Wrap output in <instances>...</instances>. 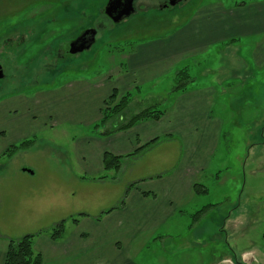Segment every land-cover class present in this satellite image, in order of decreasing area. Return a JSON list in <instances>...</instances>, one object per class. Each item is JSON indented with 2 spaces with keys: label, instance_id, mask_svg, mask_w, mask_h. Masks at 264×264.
I'll return each instance as SVG.
<instances>
[{
  "label": "rangeland",
  "instance_id": "obj_1",
  "mask_svg": "<svg viewBox=\"0 0 264 264\" xmlns=\"http://www.w3.org/2000/svg\"><path fill=\"white\" fill-rule=\"evenodd\" d=\"M108 2L0 0V66L6 76L0 81V129H5L8 138L16 127V136H23L21 140L16 137V147L30 143L12 157L8 153L0 156V238L19 240L30 234H47L65 220L66 229L72 230V220L80 219L81 214L95 217L118 208L126 186L147 177L144 171L139 173V166L149 168L152 163L156 169L165 170H157L154 175L173 167V149L165 152L162 148L136 161H123L120 173L104 172V184L89 179L81 183L80 178L86 175L77 157V141L81 136L95 135L99 123L87 125L68 119L73 114L69 112L71 103L62 106L61 101L69 82H101L113 69L124 65L125 56L139 41L172 34L195 13V18L206 15L211 19L210 10L223 8L222 4L232 13L242 5H264V0H187L165 8L158 1L140 0L135 14L115 24L104 13ZM91 29L98 33L91 49L57 58L61 46H68ZM227 47L230 45L213 48L215 76H220L222 68L229 71L235 66L231 58L234 53H230V59L221 60ZM261 80L263 83L264 71ZM165 86L170 90L172 84ZM166 94L159 93V98ZM261 94L264 97L263 90ZM255 95L258 97V93ZM46 98H54L51 107H46ZM160 100L152 97L136 103L129 113L162 105ZM244 110L243 117L227 118L226 138L201 179L208 192L199 193L188 210L193 220L196 213L208 208L201 219L195 220L202 223L205 219V224L191 228V220L184 219L178 233L163 241L157 239L158 235L145 242L140 237L133 246L134 252L139 250L138 262L160 264L161 259L162 264H264V108ZM88 113L91 115V110ZM115 122V127L120 125L118 119ZM233 212L244 216L240 221L232 219ZM146 242L142 249L141 244Z\"/></svg>",
  "mask_w": 264,
  "mask_h": 264
},
{
  "label": "crops",
  "instance_id": "obj_2",
  "mask_svg": "<svg viewBox=\"0 0 264 264\" xmlns=\"http://www.w3.org/2000/svg\"><path fill=\"white\" fill-rule=\"evenodd\" d=\"M222 6L210 10L211 19H206V15L195 18V13L190 22L174 33L139 41L125 56L124 65L113 69L101 82L79 80L67 84V95L61 103L62 106L65 102L71 103L69 112L73 114L68 119L79 123H100L105 102L115 91L119 97L132 94L130 108L155 97L162 100V107L166 109L160 120L141 122L129 130L102 135L109 129H101L93 136H81L76 145L77 157L86 175L80 178L81 183L87 179L94 184L107 182L103 176L108 172L104 168L106 153L123 157L121 169L115 171L120 173L124 170L123 161L124 164L136 161L157 149L163 148L165 152L173 149V167L154 175L158 173L155 164L149 163L152 171L148 166H139V173L144 171L147 177L126 186L125 203L113 208V212L95 217L81 214L78 223L72 221L73 229L65 228L63 236L56 241L50 233L38 236L34 249L42 255L43 264H143L136 258L139 250L133 251L134 242L140 237L145 242L158 235L157 239L163 241L166 236L178 233L184 219L191 220V228L205 224V219L202 223L192 220L188 210L198 200L195 185H202L201 179L209 171L221 140L226 138L225 125L231 117L238 118L239 114L243 117L245 108H264L260 99L261 96L264 102L261 94L264 91L261 80L264 5H242L233 13L232 9ZM218 45H230L221 60L230 59V53H234L231 58L235 66L229 71L222 68L220 76H215L213 48ZM181 71H187L193 82L186 91L173 95ZM165 83L172 84L170 90L163 87ZM159 93L167 94L159 98ZM245 93L250 94L246 101ZM53 100L46 98V107H51ZM73 106L77 109L73 110ZM115 123L108 127L116 128ZM13 124L16 125V120ZM4 130L1 127L0 156L16 146L17 136V139L23 138L16 136V127L9 139ZM239 200L242 204V197ZM243 216L233 212L232 219L240 221ZM147 244H141L142 249ZM8 247L9 240L0 238V264H4ZM188 250L190 247H186ZM158 262L162 264L161 259Z\"/></svg>",
  "mask_w": 264,
  "mask_h": 264
},
{
  "label": "trees",
  "instance_id": "obj_3",
  "mask_svg": "<svg viewBox=\"0 0 264 264\" xmlns=\"http://www.w3.org/2000/svg\"><path fill=\"white\" fill-rule=\"evenodd\" d=\"M64 46H61V48ZM58 53V50L56 51ZM57 58L59 57L58 54ZM60 59V58H59ZM176 86L172 91V94H178L181 92L186 91L187 86L192 83L193 79L188 74L187 71H181L177 78H176ZM133 97L132 94L128 93L123 97H119L118 93L115 91L108 100L105 102V108L102 111V120L100 121L99 125L96 126V130H104L108 128V126L115 121V119L120 120V125L116 126V128H108L109 130L106 131L102 135H110L115 132L125 131L133 128L135 125L152 120H160L165 112L166 109L162 107V105L157 106H150L141 112L136 114L130 115L129 109L132 104ZM161 107V108H160ZM30 143H22L20 146L11 147L8 150V156L12 157L16 152L20 149H24ZM123 157H116L110 153H106L104 155V168L106 171H119L121 169ZM195 192L199 195V193L206 194L208 191L206 187L201 184L195 185ZM127 195V193H126ZM122 200L121 205L125 203V198ZM206 209L199 211L195 214L194 219L198 220L204 215ZM115 209H111L105 213L110 214ZM74 223H78L77 219L72 220ZM66 222L62 221L57 226L53 228L50 232V236L52 240L56 241L60 239L66 228ZM42 234H30L20 238L19 240H9V247L6 253L4 264H43V257L40 253L36 252L34 249V241L35 239ZM262 239L264 241V232L262 234Z\"/></svg>",
  "mask_w": 264,
  "mask_h": 264
},
{
  "label": "water",
  "instance_id": "obj_4",
  "mask_svg": "<svg viewBox=\"0 0 264 264\" xmlns=\"http://www.w3.org/2000/svg\"><path fill=\"white\" fill-rule=\"evenodd\" d=\"M183 0H173L170 5H177L179 2ZM135 0H109L107 6L104 9V13L107 17H109L115 24H119L122 21L128 19L133 14H135L136 10L134 8ZM123 7V8H122ZM97 30L91 29L83 32V34L79 37L78 40L73 41L70 44L69 53L72 55H77L78 53H82L85 50H89L96 42ZM89 39L86 43H80V39ZM67 47V46H66ZM5 78V73L0 66V80Z\"/></svg>",
  "mask_w": 264,
  "mask_h": 264
},
{
  "label": "flooded vegetation",
  "instance_id": "obj_5",
  "mask_svg": "<svg viewBox=\"0 0 264 264\" xmlns=\"http://www.w3.org/2000/svg\"><path fill=\"white\" fill-rule=\"evenodd\" d=\"M140 0H135V2H134V8H135V10H137V2H139ZM153 1H158L160 4H161V6H165V8L166 7H170V4H171V2L173 1V0H153ZM187 0H183L182 2H179L177 5H179V4H183V3H185ZM123 8V7H122ZM87 41H89V39H80V43L82 44H84V43H86ZM72 42V41H71ZM70 44L71 43H69V45L66 47V46H64V48L62 47L60 50H58V55H59V57H60V59H63V57H66L65 55L69 52V46H70ZM6 77V76H5ZM5 79V78H4ZM0 81H2V80H0Z\"/></svg>",
  "mask_w": 264,
  "mask_h": 264
}]
</instances>
